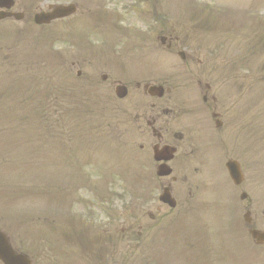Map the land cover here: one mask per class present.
Instances as JSON below:
<instances>
[{"label":"rangeland","instance_id":"obj_1","mask_svg":"<svg viewBox=\"0 0 264 264\" xmlns=\"http://www.w3.org/2000/svg\"><path fill=\"white\" fill-rule=\"evenodd\" d=\"M69 3L79 8L69 19L47 28L30 22L37 11L47 10L50 4ZM154 6L159 7V16L152 12ZM144 8L146 15L142 16ZM16 11L25 13L27 20L0 24V203L6 202L11 211L22 210L25 215V236L16 244L22 245L34 263L52 264L53 249L62 264H76L83 257L82 248L69 247L77 241L62 236L75 231L77 237L84 233V243L96 250L117 233L114 239H121L122 249L111 246V252L119 254L122 264H164L166 241L155 233L156 224L150 222L141 229L136 225L133 231V195L144 197L149 186L139 183L133 174V137L127 131L130 116L125 106L115 105L112 91L113 81L127 80L129 70L113 72L103 59L105 53H133V69L137 68L138 74L146 71L142 77L154 82L199 71L206 65L212 72L210 81L225 111H233L229 116L234 124L218 137L225 140V147L217 153L218 169L223 168L222 173L217 171L221 179L214 176L212 165L198 177L212 189L199 194L201 213L195 223L187 221L191 233H200L195 241L201 243L202 252H213L220 264H264V249L253 244L242 219L245 212L239 197L243 189L233 191L223 166L228 158L241 165L247 160L252 164L246 174L247 185L253 183V208L260 202L252 217L256 227L264 229V0H17ZM103 13L110 20L118 15L110 22L118 25L114 27L115 39L110 35L112 25L100 18ZM162 32L176 41L162 45ZM87 33L92 40L101 37L106 42L92 46ZM44 35H48L47 44L39 46ZM180 51L185 53L184 60L177 56ZM40 53L42 65L47 67L83 56L81 69L88 80L78 106L69 100L52 115L45 106L40 116L26 106L22 93L32 89L33 83L31 77L20 76L21 71L26 64L28 69L35 68ZM11 58H15L17 69ZM104 74L108 75L105 83L101 79ZM16 76L20 82H12ZM248 136L250 147L245 154L243 143ZM102 169L111 174H106V179L117 176L114 185L97 178L104 177ZM201 171L203 174V167ZM82 177L98 182L93 185ZM156 185L154 182L149 192L155 203L160 195ZM178 195L185 202L187 191L178 189ZM183 208L171 213L172 218ZM50 220L55 221L54 233ZM16 223L11 219V224ZM167 224L159 222L160 226ZM129 227L132 235L141 233L134 243ZM206 236H210V244ZM155 248L160 250L159 256ZM226 250L230 252L227 257Z\"/></svg>","mask_w":264,"mask_h":264},{"label":"flooded vegetation","instance_id":"obj_2","mask_svg":"<svg viewBox=\"0 0 264 264\" xmlns=\"http://www.w3.org/2000/svg\"><path fill=\"white\" fill-rule=\"evenodd\" d=\"M131 58L129 86L132 90V98L129 100L126 111H131L133 115L131 121L133 149L140 150L146 157H149L156 166L155 168L163 164H169L173 169L194 166L195 171L199 172L203 158L206 157L204 145L216 137L224 126L223 117L215 99L212 98L210 101L204 93V104L200 105L194 92L182 89L177 85L169 87L167 94L161 99L152 97L145 91L143 94H139L140 84L133 78V53ZM76 66H80V61L73 64V67ZM77 76L81 77L82 74L78 72ZM198 84L200 85V83ZM164 148H168L165 153L162 152ZM171 149H175V151H171ZM155 152L158 161L154 158ZM172 152H175V156L172 155ZM169 160L171 161L168 163ZM172 181L175 182L176 179L172 178ZM160 184L162 187L170 186L162 181ZM156 210L161 211L160 208H156ZM150 218L155 219L152 215ZM24 225V220L20 218L16 225H12L9 216L0 210V233L7 236L16 252H19L21 245L14 243L11 233L16 232L19 243V238L24 236ZM98 256L99 252L96 258L101 261L103 257ZM117 261L121 264L118 257ZM118 263L116 257H113L112 264Z\"/></svg>","mask_w":264,"mask_h":264},{"label":"water","instance_id":"obj_3","mask_svg":"<svg viewBox=\"0 0 264 264\" xmlns=\"http://www.w3.org/2000/svg\"><path fill=\"white\" fill-rule=\"evenodd\" d=\"M73 8H68V9H64V8H57L52 14H41L38 15L36 17V22L38 24H42V23H49L51 20L59 18V17H63V16H67V14H71L73 12ZM234 170V169H233ZM239 180L241 179V177L238 178ZM235 182H238L237 180H235ZM254 238H256L258 241H262L264 240V234H260L257 232L253 233ZM1 258L5 259L4 256H1ZM6 264H18V259L14 258L11 255V259L8 262V259H6ZM22 264H29V261L25 260V262H23Z\"/></svg>","mask_w":264,"mask_h":264}]
</instances>
